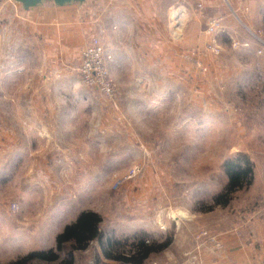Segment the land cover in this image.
Masks as SVG:
<instances>
[{"label":"rangeland","instance_id":"374dc122","mask_svg":"<svg viewBox=\"0 0 264 264\" xmlns=\"http://www.w3.org/2000/svg\"><path fill=\"white\" fill-rule=\"evenodd\" d=\"M110 2L115 23L131 28L117 40L104 26ZM74 6L81 34L65 39L0 0L1 46L14 52L0 64V264L55 248L84 210L101 215L103 237L77 250L75 264H123L105 257L108 239L116 251L144 233L172 237L144 264H182L201 230L230 228L264 201V21L249 26L255 13L228 0ZM95 38L111 96L83 80L82 52ZM238 154L251 159L253 184L228 206L200 211Z\"/></svg>","mask_w":264,"mask_h":264},{"label":"crops","instance_id":"0c3cea01","mask_svg":"<svg viewBox=\"0 0 264 264\" xmlns=\"http://www.w3.org/2000/svg\"><path fill=\"white\" fill-rule=\"evenodd\" d=\"M228 1L232 11L237 12L241 10L244 12V15H246L245 10L249 13H255L253 21L249 20L248 22L249 26H255L254 20L256 19H259V21L263 19L264 21V0ZM46 3L26 10L27 15L24 16V19L33 25L38 24L43 29L48 26L55 27L57 31L59 30L60 35L65 31L66 37L72 36L73 31L76 34H81V30L78 27L74 29L75 24L77 25L79 21L81 22L83 20L81 18V11L74 6L75 3L65 6H57L51 1H49L51 3L49 6ZM112 4L110 2L107 10L113 16V19H110L104 26L110 38L117 40L121 39L126 34V30L130 31L131 28L130 26L126 28L123 25L124 23H121V20L117 21L119 23H115L118 16L115 13V5ZM227 19L229 18L227 17ZM62 35L66 39L64 33ZM60 37L62 39V36ZM53 38H56V36H53ZM26 45L29 51L32 50L28 42ZM13 55L14 52L10 53L9 46H1L0 40V64L5 58L10 59V56L12 57ZM109 58L110 65L114 58V51L111 49L109 50ZM5 72L8 76L11 73L10 68H6ZM12 72L14 71L12 70ZM207 231L211 235V238H196L191 248V251L195 249L200 253L201 260L204 264H264V201L259 209L254 210V212L246 217L245 221L242 220L230 228ZM217 242L221 244L220 247L217 246ZM107 259L113 260L110 258Z\"/></svg>","mask_w":264,"mask_h":264},{"label":"trees","instance_id":"16d2710c","mask_svg":"<svg viewBox=\"0 0 264 264\" xmlns=\"http://www.w3.org/2000/svg\"><path fill=\"white\" fill-rule=\"evenodd\" d=\"M224 170L228 176L227 184L219 194L213 197L211 204L201 203L200 211H212L217 206H228L233 200L235 192L253 184L254 165L246 154H238L235 158L226 160ZM101 222L102 217L99 213L93 210H84L56 235L55 248L31 251L10 264H34L35 262L75 264L77 250H85L91 242L102 240ZM171 243L172 237L163 242H149L144 233L136 236V240L129 243V246L122 245L115 251L113 241L108 239L109 246L107 247L111 246V248H106L104 255L124 263L144 264L152 253L166 249Z\"/></svg>","mask_w":264,"mask_h":264},{"label":"built area","instance_id":"2783aa9c","mask_svg":"<svg viewBox=\"0 0 264 264\" xmlns=\"http://www.w3.org/2000/svg\"><path fill=\"white\" fill-rule=\"evenodd\" d=\"M218 20L212 21L213 26L218 25ZM104 50L98 39H94L82 52V75L84 82L98 88L104 94L111 96L114 92L113 83L109 77L108 70L104 63ZM211 238L209 232L205 229L201 230L197 235V239ZM214 239V238H212ZM217 242V246L220 247ZM188 258L182 264H204L201 260L200 253L188 254Z\"/></svg>","mask_w":264,"mask_h":264},{"label":"water","instance_id":"95a60500","mask_svg":"<svg viewBox=\"0 0 264 264\" xmlns=\"http://www.w3.org/2000/svg\"><path fill=\"white\" fill-rule=\"evenodd\" d=\"M15 1L19 3L24 10H29L37 6H41L49 1L53 2L57 6H65L74 3L82 4L85 2V0H15Z\"/></svg>","mask_w":264,"mask_h":264}]
</instances>
